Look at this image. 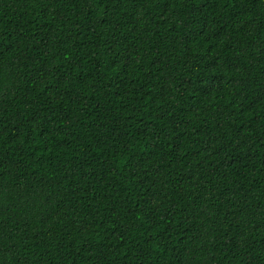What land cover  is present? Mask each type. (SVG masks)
<instances>
[{
	"label": "trees",
	"instance_id": "trees-1",
	"mask_svg": "<svg viewBox=\"0 0 264 264\" xmlns=\"http://www.w3.org/2000/svg\"><path fill=\"white\" fill-rule=\"evenodd\" d=\"M0 264H264V0H0Z\"/></svg>",
	"mask_w": 264,
	"mask_h": 264
}]
</instances>
